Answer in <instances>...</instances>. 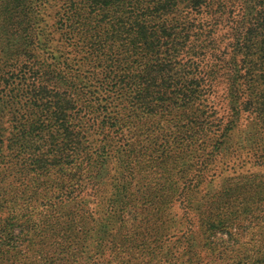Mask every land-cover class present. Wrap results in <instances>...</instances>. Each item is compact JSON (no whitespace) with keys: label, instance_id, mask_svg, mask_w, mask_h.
I'll return each mask as SVG.
<instances>
[{"label":"trees","instance_id":"trees-1","mask_svg":"<svg viewBox=\"0 0 264 264\" xmlns=\"http://www.w3.org/2000/svg\"><path fill=\"white\" fill-rule=\"evenodd\" d=\"M64 1L0 0V264H264V0Z\"/></svg>","mask_w":264,"mask_h":264},{"label":"rangeland","instance_id":"rangeland-1","mask_svg":"<svg viewBox=\"0 0 264 264\" xmlns=\"http://www.w3.org/2000/svg\"><path fill=\"white\" fill-rule=\"evenodd\" d=\"M38 1V7H37V14L39 15L40 19H43V21H41L40 23V26L42 27H46L47 28V33H46V36H48L49 33H53L55 35H52L51 38V42L54 43L56 42V32L54 31L55 29V21L57 19V14H58V11H59V8L65 3L64 0H37ZM244 124H247V122L249 121V116L247 115L245 118H244ZM95 133H98V131H96ZM237 165L235 166H232V167H229V166H226L222 169H218V168H213L214 170H212V172H214L217 176V178H223L224 176H229L231 175L232 173H234L236 170H237ZM249 168H252L250 166L246 167V169H244L245 171H248ZM243 169H239V171H242ZM253 171H261L264 172V169L263 168H252ZM115 173H113L114 175ZM112 175V176H113ZM112 179H110V182H111ZM207 192V191H205ZM97 201L98 199L95 198L94 196L90 197L89 200L87 201L88 204H89V207L94 210L95 208V202L94 201ZM263 208V211L261 212V215H264V207ZM176 209V211L174 212L175 215H177V218L180 219L181 218V205L180 203L177 201V203L174 204L173 206V210ZM1 216V214H0ZM170 220H174L173 218V215L169 216ZM251 219H254L253 217ZM256 221V220H255ZM254 221V226H255V222ZM191 222H192V227L195 229V231H199V228L197 227V218L196 219H193L191 217ZM246 222V219L243 220V222H237L235 226H241L242 224H244ZM1 223V222H0ZM245 226H247L246 224H244ZM185 227H181V225H174L173 229L169 230L168 232L165 233V236L163 237V241L165 243V246L168 247V246H172L173 243L176 241V239L182 234V232L184 231ZM263 228H260L258 230H262ZM235 237L239 240V245L240 247L243 246V244H246L248 243L251 239H252V235L250 233L248 234H241L239 235V231L236 227H233L232 228V231H231ZM220 235H223V234H219ZM218 236V237H219ZM225 238H227V234H225V236H223ZM254 240H256V244L257 246L260 245L261 241L259 242V240H262L260 238H255ZM207 257V256H206ZM206 257L204 256L203 257V261L204 263H201V262H198L200 264H207L208 262H205V261H210L209 263H212V264H220V261L218 260L217 257H214L213 260H208L206 259ZM231 258L232 256L230 257H227V259L231 262ZM86 264H92L91 262H86ZM173 264H179L177 263V261H173Z\"/></svg>","mask_w":264,"mask_h":264}]
</instances>
